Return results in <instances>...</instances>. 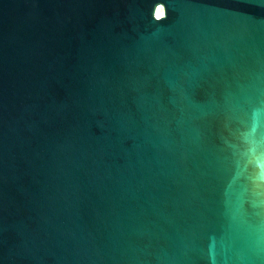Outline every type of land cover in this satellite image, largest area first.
<instances>
[{"label":"water","instance_id":"1","mask_svg":"<svg viewBox=\"0 0 264 264\" xmlns=\"http://www.w3.org/2000/svg\"><path fill=\"white\" fill-rule=\"evenodd\" d=\"M0 264H264V0H0Z\"/></svg>","mask_w":264,"mask_h":264},{"label":"bare ground","instance_id":"2","mask_svg":"<svg viewBox=\"0 0 264 264\" xmlns=\"http://www.w3.org/2000/svg\"><path fill=\"white\" fill-rule=\"evenodd\" d=\"M156 15L158 17L162 15V9H161V7H158V9L156 10Z\"/></svg>","mask_w":264,"mask_h":264},{"label":"clouds","instance_id":"3","mask_svg":"<svg viewBox=\"0 0 264 264\" xmlns=\"http://www.w3.org/2000/svg\"><path fill=\"white\" fill-rule=\"evenodd\" d=\"M165 15H167V13Z\"/></svg>","mask_w":264,"mask_h":264}]
</instances>
